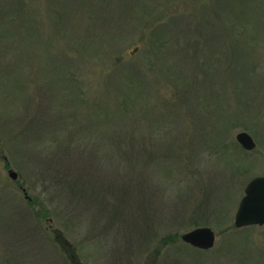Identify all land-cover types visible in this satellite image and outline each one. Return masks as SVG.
<instances>
[{"label":"rangeland","instance_id":"obj_1","mask_svg":"<svg viewBox=\"0 0 264 264\" xmlns=\"http://www.w3.org/2000/svg\"><path fill=\"white\" fill-rule=\"evenodd\" d=\"M256 177L264 0H0V264H264Z\"/></svg>","mask_w":264,"mask_h":264},{"label":"water","instance_id":"obj_2","mask_svg":"<svg viewBox=\"0 0 264 264\" xmlns=\"http://www.w3.org/2000/svg\"><path fill=\"white\" fill-rule=\"evenodd\" d=\"M138 48L130 52L133 55ZM236 141L246 151H252L256 145L253 139L245 132L236 135ZM8 175L12 180L17 179L14 171L9 170ZM237 229L249 226H264V177L252 179L244 189L234 219ZM215 233L210 228H196L181 236V240L199 250H209L214 246Z\"/></svg>","mask_w":264,"mask_h":264}]
</instances>
